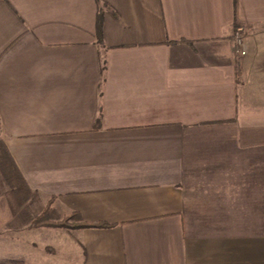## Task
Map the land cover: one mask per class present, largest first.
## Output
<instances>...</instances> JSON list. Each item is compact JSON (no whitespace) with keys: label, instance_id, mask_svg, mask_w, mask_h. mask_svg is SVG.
<instances>
[{"label":"crops","instance_id":"0c3cea01","mask_svg":"<svg viewBox=\"0 0 264 264\" xmlns=\"http://www.w3.org/2000/svg\"><path fill=\"white\" fill-rule=\"evenodd\" d=\"M0 129L59 220L112 225L19 264H264V0H0Z\"/></svg>","mask_w":264,"mask_h":264},{"label":"trees","instance_id":"16d2710c","mask_svg":"<svg viewBox=\"0 0 264 264\" xmlns=\"http://www.w3.org/2000/svg\"><path fill=\"white\" fill-rule=\"evenodd\" d=\"M98 41L102 42V15L99 14L98 22ZM99 119L97 120L96 126H98ZM8 190V191H6ZM6 191V197L14 216L21 214L27 203L30 200H36L37 197L31 195L27 184L21 177L17 166L11 157L6 145L0 141V193ZM23 209V210H22ZM54 210L51 206H47L44 210L35 216L30 218L29 222L35 228H63L68 230L76 229H109L112 225L108 223H87L84 222L80 214L74 213L68 219L61 221H54L51 219V215ZM32 213V212H31ZM30 213V214H31ZM33 216V215H32ZM13 264V263H10Z\"/></svg>","mask_w":264,"mask_h":264},{"label":"rangeland","instance_id":"374dc122","mask_svg":"<svg viewBox=\"0 0 264 264\" xmlns=\"http://www.w3.org/2000/svg\"><path fill=\"white\" fill-rule=\"evenodd\" d=\"M3 139L4 135L0 129V141H3ZM6 191L0 193V264H19L14 257H16L19 252L23 251V249L27 251L28 247L22 242L23 239H17L38 237V231L33 229L35 227L29 220L40 214L45 207L37 198V201L32 199L27 203V206L21 214L14 216L5 194ZM51 219L54 221H61L57 218L55 212L51 215Z\"/></svg>","mask_w":264,"mask_h":264},{"label":"built area","instance_id":"2783aa9c","mask_svg":"<svg viewBox=\"0 0 264 264\" xmlns=\"http://www.w3.org/2000/svg\"><path fill=\"white\" fill-rule=\"evenodd\" d=\"M234 41H235V46L237 48L238 54H240L241 56L246 55L247 49H246V45L244 43L243 28L242 27H238L236 29L235 35H234Z\"/></svg>","mask_w":264,"mask_h":264}]
</instances>
